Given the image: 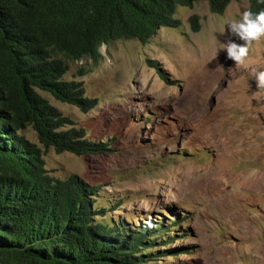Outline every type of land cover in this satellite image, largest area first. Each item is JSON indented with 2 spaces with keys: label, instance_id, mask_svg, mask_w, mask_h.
Segmentation results:
<instances>
[{
  "label": "rangeland",
  "instance_id": "obj_1",
  "mask_svg": "<svg viewBox=\"0 0 264 264\" xmlns=\"http://www.w3.org/2000/svg\"><path fill=\"white\" fill-rule=\"evenodd\" d=\"M247 9L248 0H230L217 14L198 0L177 7L178 27L161 26L146 42L115 39L95 62L68 60L63 78L96 98L85 111L38 89L108 149L57 153L30 126L20 130L48 173L98 186L91 197L106 218L158 236L144 264H264V89L254 79L264 71V37L240 64L222 49L229 38L244 43L228 24Z\"/></svg>",
  "mask_w": 264,
  "mask_h": 264
},
{
  "label": "trees",
  "instance_id": "obj_2",
  "mask_svg": "<svg viewBox=\"0 0 264 264\" xmlns=\"http://www.w3.org/2000/svg\"><path fill=\"white\" fill-rule=\"evenodd\" d=\"M198 0H0V264H144L156 235L147 226L106 218L98 186L47 172L40 147L20 132L30 126L44 150L82 155L108 149L48 102L38 89L85 111L67 61L99 57L115 39L146 42L161 26L178 27V6ZM221 14L230 0H207ZM253 13L264 0H248ZM193 31L200 16L187 18ZM156 225L155 229H157ZM156 252V251H155ZM148 264V263H146Z\"/></svg>",
  "mask_w": 264,
  "mask_h": 264
},
{
  "label": "clouds",
  "instance_id": "obj_3",
  "mask_svg": "<svg viewBox=\"0 0 264 264\" xmlns=\"http://www.w3.org/2000/svg\"><path fill=\"white\" fill-rule=\"evenodd\" d=\"M231 36L238 37L244 41L243 44L229 38L223 43V50L227 52V58L236 64L243 63L249 55L253 41L264 37V11L253 13L250 9L242 13L239 21L232 20L229 24ZM254 79L258 89H264V71H255Z\"/></svg>",
  "mask_w": 264,
  "mask_h": 264
}]
</instances>
